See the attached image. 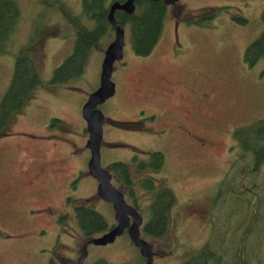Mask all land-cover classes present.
Returning a JSON list of instances; mask_svg holds the SVG:
<instances>
[{
	"label": "rangeland",
	"instance_id": "374dc122",
	"mask_svg": "<svg viewBox=\"0 0 264 264\" xmlns=\"http://www.w3.org/2000/svg\"><path fill=\"white\" fill-rule=\"evenodd\" d=\"M44 1L17 0L20 19L6 44V52L0 55V100L10 83L16 54L20 51L28 54L29 51L41 81L26 103V123L45 120L48 114L54 113L70 123L75 133L78 130L77 117L82 121L81 108L88 95L99 85L104 50L114 33L109 29L102 36L77 80L66 84H50L55 69L73 51L76 29L68 13L73 17L79 15L81 0H60L67 12L58 4L49 7ZM222 5L227 8L217 10L216 24L212 30L203 33L193 26L196 30L184 37L187 47L184 57L188 64H185L186 68L183 67L186 77H182L187 81L191 79L187 77H195L199 82L196 85L204 86L210 93V89L220 91L226 88L227 92L221 100L227 108L222 105L221 110L212 115L201 114L199 124L201 134L211 141L219 142V145L208 150L195 149L194 152L187 149L181 151L175 144L167 147L170 161L167 176L177 202L170 211L172 216L163 234L154 236L141 232L154 252L152 264H183L206 244L223 253L222 264L232 260L239 246L243 249L246 264H264V164L254 168L253 156L232 158L225 152V145L230 142L229 130L234 125L264 116V59L259 60L254 67H249L241 57L242 48L249 46L264 28V0H179L167 9L160 43L151 65L153 69L160 70L166 63V56L169 55L167 44L176 20ZM234 14L243 15L248 20L244 24L239 23L232 20ZM79 18L81 24L90 22L83 16ZM124 29V55L130 64L121 70V74L114 72L112 75L119 85L118 96L109 98L100 106L101 111L112 118H130L141 106L133 102L132 77L144 67V63L132 51L129 27L125 26ZM261 72L263 79L259 82ZM115 102L120 107L117 113L113 110ZM104 140L109 138L106 136ZM150 146L153 151L161 149L159 142ZM104 147L105 144L101 148L103 162L113 154L112 150ZM248 166L250 173L243 174L242 169L248 171ZM3 180L0 169V185ZM252 183L257 187L248 192L247 187L253 188ZM95 191L94 179L86 176L83 187L76 191L77 195L73 198H80L78 202L90 198L89 205L112 226L115 221L111 205L99 200ZM39 199L42 201L44 198ZM54 205L59 206L58 198ZM26 206H32V203L26 204L19 196L10 201H0V229L7 231L0 233V264H46V259L54 253L48 248L38 249L30 241L23 240L22 234H15L24 233L26 229L13 226L10 220L13 219L12 213ZM195 207H204L205 211L192 214ZM67 223L70 226L61 231V243L64 245L60 250L59 263L75 264L85 237L80 234L79 223L74 216ZM47 225V221H38L33 229ZM138 255L139 249L124 233L107 245H90L84 264H92L98 258L113 264L128 261L142 264L138 261Z\"/></svg>",
	"mask_w": 264,
	"mask_h": 264
},
{
	"label": "flooded vegetation",
	"instance_id": "af4514ba",
	"mask_svg": "<svg viewBox=\"0 0 264 264\" xmlns=\"http://www.w3.org/2000/svg\"><path fill=\"white\" fill-rule=\"evenodd\" d=\"M226 8L222 5L216 9L195 12L191 16L176 20L173 29L171 28L170 42L167 44L169 55L166 56V63L160 70L153 69L151 65L160 39L145 55H137L133 52L141 63H144V67L138 69L132 77L133 102L141 106L130 118H112L101 111L100 106L104 102L97 106L104 116L100 154L103 144L105 149L113 151L112 156L104 159V162L101 156L100 165L110 174V183L122 194L125 203L133 207L141 216L142 223L139 227L141 237L147 222L154 217L153 215L156 216L151 208L158 206L161 213L159 216L168 220L172 216L170 211L177 202L171 189V181L167 176L170 162L167 147L175 144L181 151L187 149L194 152L195 149L208 150L219 145V142L211 141L201 134L200 117L201 114L209 116L220 111L224 105L221 99L227 90L225 87L220 91L210 89L212 91L210 93L204 86L196 85L199 82L195 77H187L191 78L188 81L182 78L186 77L183 67L186 68L185 64H188L185 61L186 56L184 57L187 51L184 37L196 29L203 33L212 30L216 24L217 10ZM231 18L242 24L248 20L243 15L235 14ZM83 25L94 27L90 22ZM110 29L113 31L111 25ZM247 47L241 50L242 60L247 66L254 67L259 60L254 64L246 61ZM129 64L123 54V58L115 62L113 73L121 74V70ZM262 74L263 72L258 76L259 82L263 79ZM111 79L115 84L112 97L116 98L119 94V85L113 80V76ZM67 82L69 81L61 84ZM25 105L14 109L8 119L0 121V169L4 179L0 185V201H10L19 196V199L26 204L32 203V206L23 207L12 213L13 219L10 220L13 221V226L26 229L24 233L15 234H22L23 240L30 241V244L38 249L48 248V251L54 252L46 259V264H60V250L64 245L61 243L60 237L63 234L61 231L67 230L70 226L67 221L73 216L79 223V207H91L90 198L82 199L81 202H78L80 198H73L77 195L76 191L83 187L85 177L93 178L88 171L90 151L85 145L88 131L82 113V121L75 115L78 125L75 133L70 123L54 113L48 114L45 120L28 121L30 124L28 125V122L26 123L28 107ZM223 107L227 108L225 105ZM118 109H120L119 104L115 102L114 113H117ZM263 118L264 116L257 117L250 119L251 122L248 120L247 123L234 125L231 131L229 130L230 142L226 143L225 152L232 158L264 155L260 151L253 150L249 144L253 142L248 141L250 135H253L257 129L248 127L243 132L239 131ZM106 136L109 140H104ZM157 142L161 149L151 150L150 145ZM94 181L97 197L98 182L95 179ZM169 191L175 199L172 205L166 200ZM37 198L44 199L40 201L41 199L37 200ZM56 198L59 199V206L54 205ZM106 203L111 205L115 222L112 226L108 225L104 232L117 224L112 203ZM203 211H205L204 207H195L192 209V214ZM128 217L131 223L133 218L131 215ZM38 221H47L48 225L33 229ZM79 232L84 236L80 224ZM0 233L7 231L0 229ZM102 233H97L95 236ZM124 233L127 234V229ZM84 237L85 241L90 238L86 235ZM66 247L65 245L64 248Z\"/></svg>",
	"mask_w": 264,
	"mask_h": 264
},
{
	"label": "trees",
	"instance_id": "16d2710c",
	"mask_svg": "<svg viewBox=\"0 0 264 264\" xmlns=\"http://www.w3.org/2000/svg\"><path fill=\"white\" fill-rule=\"evenodd\" d=\"M112 1L123 2L125 0H81L80 14L73 17L68 13L76 29L74 48L72 53L55 69L49 82L50 84L71 82L77 80L83 74L93 48L97 46L102 36L110 29L107 16L109 3ZM43 3L49 7H55L58 4L63 11H66L63 8L64 4L60 0H46ZM134 5L135 10L132 14L117 10L115 11V17L122 27H129L133 52L137 55H145L160 38L169 6H166L161 0H135ZM82 16L88 19L90 23H93L94 27L91 28L81 24L79 17L82 19ZM19 19L20 9L17 0H0V55L6 52V44L11 34L15 31ZM262 21L264 23V14ZM245 59L251 64L264 59V28L259 36L247 47ZM40 81L32 54L29 51L28 54L23 51L18 52L15 56L10 83L0 100V121L8 119L14 109L24 106L31 98L35 87ZM248 127L254 128V130L257 129L253 135H250L248 140L253 142L249 143L251 148L264 153V118L245 128H241L239 131L243 132ZM253 158L255 162L254 168L264 164V155L258 154ZM242 170L244 171L243 174L248 175L250 173L249 166L248 171L245 168ZM251 185L253 188L250 189V186H248V192H252L257 187L255 183ZM166 200H168V204L171 203L172 205L174 203L175 199L170 191L166 195ZM151 210L152 213L155 211L156 216L153 215L154 217L147 222L143 233L154 236L163 234L166 231L168 220L159 216L161 213L158 206L151 208ZM78 219L84 236L93 237L108 228L105 218L92 207H79ZM239 240L242 241V239ZM223 256V253L219 250H213L206 244L183 264H222ZM138 261L145 264V259L141 255H138ZM92 264L113 263L104 258H98ZM120 264L137 263L136 261H128ZM228 264H246L245 258L243 259V249L240 246Z\"/></svg>",
	"mask_w": 264,
	"mask_h": 264
},
{
	"label": "water",
	"instance_id": "95a60500",
	"mask_svg": "<svg viewBox=\"0 0 264 264\" xmlns=\"http://www.w3.org/2000/svg\"><path fill=\"white\" fill-rule=\"evenodd\" d=\"M134 1L135 0H125L123 2L112 1L109 5L107 18L113 28L114 38L104 50L99 74V85L88 95L81 108L82 117L86 122L88 131V139L85 144L90 151L88 171L98 182L97 197L103 201L112 203L117 224L107 232L88 238L81 247V254L76 264H83L88 255V247L90 245L104 246L112 243L118 236L123 234L125 229H127V234L131 243L139 249L140 255L145 259V264L153 263L154 252L152 251V247L149 242L140 235L139 227L142 223L141 216L133 207L125 203L122 194L110 183V174L100 165V146L103 136L102 121L104 116L97 106L114 95L115 84L111 77L115 62L123 58V49L125 45L124 28L118 23L115 17V11L121 10L127 14H132L135 10ZM161 1L166 6H173L179 0ZM129 215L133 218L131 223L129 221Z\"/></svg>",
	"mask_w": 264,
	"mask_h": 264
}]
</instances>
